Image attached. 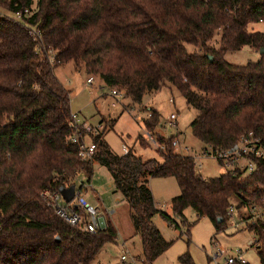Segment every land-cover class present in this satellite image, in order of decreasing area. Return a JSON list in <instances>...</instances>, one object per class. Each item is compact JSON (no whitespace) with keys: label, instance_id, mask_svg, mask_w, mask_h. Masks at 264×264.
Returning <instances> with one entry per match:
<instances>
[{"label":"trees","instance_id":"obj_1","mask_svg":"<svg viewBox=\"0 0 264 264\" xmlns=\"http://www.w3.org/2000/svg\"><path fill=\"white\" fill-rule=\"evenodd\" d=\"M259 23L264 24V0H0V264H90L105 243L116 241L111 220L89 234L57 217L40 196L43 190L71 186L80 173L90 182L95 162L107 169L128 206L143 264H153L172 243L153 224L156 214L179 228L174 217L187 224L183 212L191 208L218 233L231 218L227 211L233 201L259 202L264 159H255L250 173L226 170L203 177L192 157L175 152L176 135L158 131L152 108L143 124L163 146L156 150L161 160H143L132 150L115 154L104 140L110 123L102 119L105 129L91 136L94 155L81 160L79 145L71 140L70 91L54 73L72 62L137 104L170 83L196 111L189 126L204 152L232 150L249 132L264 145ZM31 31L56 52L55 65L36 50ZM216 31L217 48L210 44ZM185 44L197 50L188 52ZM245 46L262 50L260 58L243 65L224 59L226 52ZM138 141L145 144L142 136ZM164 177L175 178L179 187L170 201L172 215L156 207L149 186L151 178ZM244 231L256 237L259 264H264V223L252 221ZM179 260L194 264L187 253Z\"/></svg>","mask_w":264,"mask_h":264},{"label":"rangeland","instance_id":"obj_2","mask_svg":"<svg viewBox=\"0 0 264 264\" xmlns=\"http://www.w3.org/2000/svg\"><path fill=\"white\" fill-rule=\"evenodd\" d=\"M255 28L264 32L262 23L256 24ZM219 38L220 31H216L210 44L217 48ZM185 47L188 52L197 50L192 44H185ZM259 58L260 53L248 46L237 51H228L224 55L228 63L236 65L254 62ZM54 73L70 91V107L80 122L96 124L102 119L110 123L104 131V140L115 154L123 155L128 150H132L143 160L162 159L156 151L158 145L150 138V134H154L148 132L143 124L152 108L159 116L157 129L165 137L176 135L173 127H165L170 121L169 115L171 113L176 115V126L182 135H176L175 139L179 145L174 150L182 155L193 157L198 174L203 177H216L224 171L215 158L206 154L211 150L204 152L206 146L192 135L189 125L196 111L186 104L184 97L170 83L145 94L140 104L132 103L131 99L123 94L116 102V106L112 107L113 99L108 95L111 88L105 86L98 77H94L92 85H86L85 80L88 75L72 62L55 67ZM139 136L145 140L143 146L138 141ZM241 164L244 162L241 161ZM86 181L88 180L84 174L77 175L75 185L79 188L80 182L85 184L81 197L100 210L115 209V214L110 220L117 229L116 241L105 243L90 264H122L120 256L125 248L128 251V257L134 259V262L130 264H143L144 256L140 237L132 227L128 206L116 190L107 169L95 162L92 166L90 183ZM150 188L154 193L156 207L172 215L170 201L179 193L175 178L152 179ZM183 214L187 220L185 225L178 217H174L175 221L181 224L179 228L169 225L160 214L152 218L153 224L163 238L172 241L170 247L157 257L153 264H181L179 258L185 253L189 254L194 264H215L212 257L218 250H222L227 255L238 249L244 251V257L249 264H259L258 250L246 247V241L252 238V234L234 230L235 217L226 222V228L223 231L216 233L213 223L207 217L198 218L191 208L185 209ZM219 263H224L223 257L220 258Z\"/></svg>","mask_w":264,"mask_h":264},{"label":"built area","instance_id":"obj_3","mask_svg":"<svg viewBox=\"0 0 264 264\" xmlns=\"http://www.w3.org/2000/svg\"><path fill=\"white\" fill-rule=\"evenodd\" d=\"M26 12V11H25ZM15 16L20 17V14L17 13ZM31 34L34 37V40L37 42V51L42 53L48 64L53 66L56 63V52L52 48H46L41 43V37L36 31H31ZM94 82V76L90 75L85 80L86 85H92ZM112 97L113 101L111 103L112 107L116 106V102L123 95L122 92L118 91L116 88H111L110 93L108 94ZM176 115L171 113L169 115L170 121L167 122L166 128L173 127L175 129L176 135L181 134L182 132L176 126ZM72 119V142L79 145L77 155L78 157L86 161L91 159L94 155L97 145L92 141L91 136L98 135L105 129L104 123L98 122L96 124H88L87 122H80L76 114L71 115ZM80 130L82 133H79ZM151 138V136H150ZM152 140V138H151ZM154 143V141L152 140ZM156 144V143H155ZM179 145L178 141L174 139L172 141V146L176 148ZM159 149H164L163 146H157ZM187 149V148H186ZM188 151V149H187ZM207 155L215 158L218 163L222 166L224 171H234L240 170L244 173L253 172L256 168L255 159H264V145L261 141L256 138L251 132L241 135L236 145L232 150H211ZM193 158V157H192ZM241 161L244 164H241ZM77 176L73 179V184L75 187L74 198L70 202H65L59 191H49L43 190L40 193L41 198L46 202V205L53 209L55 215L63 220L65 223L72 227H77L84 232L89 234H96L97 232L105 229L107 227V222L115 214V209H104L100 210L98 207H94L88 202H86L81 197V188L75 185ZM90 183V182H87ZM91 186L90 184H87ZM82 188L85 187V184L80 182ZM69 186H66L68 188ZM237 202H232L229 205L227 214L229 217H235L236 221L234 222V230L237 232L244 231L247 223L252 221H262L264 223V196L260 199L259 202H244L241 205ZM259 243L256 240V237L252 234V238L246 241V247L258 249ZM223 257V264H249L244 257V251L241 249L234 250L232 254H224L222 250H218L213 255V260L215 264H220L219 260ZM122 264H130L134 262L132 257H128V251L125 248L124 253L120 256Z\"/></svg>","mask_w":264,"mask_h":264},{"label":"water","instance_id":"obj_4","mask_svg":"<svg viewBox=\"0 0 264 264\" xmlns=\"http://www.w3.org/2000/svg\"><path fill=\"white\" fill-rule=\"evenodd\" d=\"M260 53H262V50H260ZM61 196L65 200V202H70L75 195V187L74 185L69 186L68 188H60L59 190Z\"/></svg>","mask_w":264,"mask_h":264},{"label":"crops","instance_id":"obj_5","mask_svg":"<svg viewBox=\"0 0 264 264\" xmlns=\"http://www.w3.org/2000/svg\"><path fill=\"white\" fill-rule=\"evenodd\" d=\"M66 87V86H65ZM224 172V171H223ZM152 179H155V178H151L150 179V181L152 180ZM150 181H149V186H150ZM151 189V188H150ZM151 192H152V190H151ZM174 193V192H173ZM176 193V192H175ZM154 193L152 192V195H153ZM154 196V195H153ZM153 199H154V197H153ZM154 202H155V200H154ZM155 205H156V202H155ZM158 209H159V207H157Z\"/></svg>","mask_w":264,"mask_h":264}]
</instances>
